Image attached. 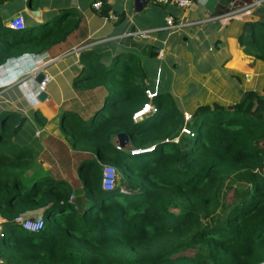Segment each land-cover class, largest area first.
Listing matches in <instances>:
<instances>
[{"label":"trees","instance_id":"trees-1","mask_svg":"<svg viewBox=\"0 0 264 264\" xmlns=\"http://www.w3.org/2000/svg\"><path fill=\"white\" fill-rule=\"evenodd\" d=\"M251 25L256 30L241 43L264 62V24ZM63 28L17 32L0 16V69L15 58L47 61ZM105 60L96 49L82 51L74 80L78 89L106 88L104 106L90 120L62 112L71 148L93 156L78 166L76 193L16 143L26 117L3 114L0 264H264V86L235 103L214 101L188 113L171 92L149 98L154 84L134 54ZM149 102L156 112L135 121ZM35 116L47 120L41 111ZM120 134L125 143H115ZM105 165L117 170L108 190ZM20 217H41L45 226L26 233Z\"/></svg>","mask_w":264,"mask_h":264},{"label":"crops","instance_id":"crops-1","mask_svg":"<svg viewBox=\"0 0 264 264\" xmlns=\"http://www.w3.org/2000/svg\"><path fill=\"white\" fill-rule=\"evenodd\" d=\"M97 1L108 6L106 14V6L94 8ZM17 15L26 29L38 33L60 23L65 28L48 47L47 61L15 58L1 67L0 126L5 112L25 116L16 143L31 148L44 170L77 190L78 166L93 156L71 148L61 129L62 112L90 120L108 96L103 86L75 87L82 51L96 49L106 62L134 54L148 69L154 92H171L188 113L214 101L235 103L247 90L264 86V62L247 54L241 43L256 30L252 23L264 24V0H192L187 9L152 0H9L0 5L5 26ZM168 16L187 25L169 30ZM40 74L49 79L45 90L37 80ZM43 91L47 95L41 100ZM37 110L47 119L44 124L37 121Z\"/></svg>","mask_w":264,"mask_h":264},{"label":"built area","instance_id":"built-area-1","mask_svg":"<svg viewBox=\"0 0 264 264\" xmlns=\"http://www.w3.org/2000/svg\"><path fill=\"white\" fill-rule=\"evenodd\" d=\"M152 1L155 3L163 4V5H171V4L176 5L177 7L183 8V9H187L192 5V0H152ZM102 5L103 4L101 1H97L94 3V8L99 10L102 8ZM166 25H167V29L173 30V29L182 28L183 26L187 24L177 23L174 20L173 16H168L166 19ZM8 27L13 30L20 31L25 28V20L23 17L17 15L8 24ZM48 81L49 79L46 78L40 83V87L42 90H45ZM146 93L151 100L156 95V92L150 89H147ZM155 112H156V108H154L151 102H149L141 110L137 111L134 114V120L135 121L142 120L147 114L155 113ZM185 115H186V121H188L191 115L188 113H186ZM182 132L190 134V131L187 128H183ZM166 141L168 142L169 139H167ZM173 141L177 143L175 139ZM148 149L149 151H151L154 149V147L151 146ZM140 151L141 150H135L134 153H138V152L140 153ZM116 179H117V170L113 166L106 165L103 169V187L107 190L112 189L116 183ZM16 220L19 223H21L23 229L32 231V232H40L41 230H43L45 226L44 219H42L41 217L39 218L38 217H27V218L20 217V218H17Z\"/></svg>","mask_w":264,"mask_h":264},{"label":"water","instance_id":"water-1","mask_svg":"<svg viewBox=\"0 0 264 264\" xmlns=\"http://www.w3.org/2000/svg\"><path fill=\"white\" fill-rule=\"evenodd\" d=\"M45 75L44 74H40L38 77H37V80H38V82H42L44 79H45ZM46 92H41L40 93V95H39V98L41 99V100H43V99H45L46 98ZM128 139H127V135L126 134H120L119 135V137H118V141L120 142V143H125L126 141H127Z\"/></svg>","mask_w":264,"mask_h":264},{"label":"rangeland","instance_id":"rangeland-1","mask_svg":"<svg viewBox=\"0 0 264 264\" xmlns=\"http://www.w3.org/2000/svg\"><path fill=\"white\" fill-rule=\"evenodd\" d=\"M152 105H153V104H152ZM153 107L155 108L154 105H153ZM149 115H150V114H148L147 117H148ZM175 141H177V143H178V142H179V139H178V138H175ZM132 153H134V152L132 151ZM140 153H141V152H140ZM105 166H106V165H105ZM105 166H104V167H105ZM104 167H103V169H104ZM70 172H73V170L71 169ZM76 173H78V172H76ZM78 177H79V176H78ZM74 182H75V181H74ZM71 184H73V183H71ZM78 184H79V182H77V183L75 182V185H76V186H77ZM115 184H116V183H115ZM75 193H76V189H75ZM38 218H39V217H38ZM1 228H2V227L0 226V229H1ZM25 232H26V233H29V232L26 231V230H25Z\"/></svg>","mask_w":264,"mask_h":264},{"label":"bare ground","instance_id":"bare-ground-1","mask_svg":"<svg viewBox=\"0 0 264 264\" xmlns=\"http://www.w3.org/2000/svg\"><path fill=\"white\" fill-rule=\"evenodd\" d=\"M145 151H149V149H147V150H145ZM133 152H135V150H134ZM140 152H143V153H144V150H141ZM138 153H139V152H138Z\"/></svg>","mask_w":264,"mask_h":264},{"label":"clouds","instance_id":"clouds-1","mask_svg":"<svg viewBox=\"0 0 264 264\" xmlns=\"http://www.w3.org/2000/svg\"><path fill=\"white\" fill-rule=\"evenodd\" d=\"M151 104H152V103H151ZM149 114H152V113H149ZM147 115H148V114H147ZM147 115H146L144 118H146V117H147ZM144 118H143V119H144ZM143 119H142V120H143ZM139 121H141V120H139ZM24 230H25V229H24Z\"/></svg>","mask_w":264,"mask_h":264}]
</instances>
